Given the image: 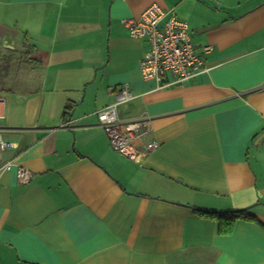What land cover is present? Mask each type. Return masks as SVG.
I'll return each instance as SVG.
<instances>
[{
	"label": "crops",
	"instance_id": "1",
	"mask_svg": "<svg viewBox=\"0 0 264 264\" xmlns=\"http://www.w3.org/2000/svg\"><path fill=\"white\" fill-rule=\"evenodd\" d=\"M153 3L213 46L181 85L141 72L125 21ZM126 84L119 118L159 144L139 159L97 116ZM0 99V264H264V0H0Z\"/></svg>",
	"mask_w": 264,
	"mask_h": 264
},
{
	"label": "built area",
	"instance_id": "2",
	"mask_svg": "<svg viewBox=\"0 0 264 264\" xmlns=\"http://www.w3.org/2000/svg\"><path fill=\"white\" fill-rule=\"evenodd\" d=\"M125 22L131 36L144 38L149 44L140 63L141 72L146 79H156L160 87L181 85L207 69L204 54L210 53L213 46L206 45L199 51L188 29L189 24L176 17L172 10L153 3L139 18L126 19ZM167 76H171L172 80H167ZM133 94L128 84L123 85L118 89L116 101L99 109L97 116L112 146L132 159H139L142 154L155 149L159 144L156 141H144V136L152 130L150 118L140 116L129 122L119 118L120 105L131 102L135 98ZM139 142L143 145L142 150ZM14 147L15 143L6 140L0 131V178L15 164V160L3 159V153ZM18 174L22 183L31 181L30 169L20 167Z\"/></svg>",
	"mask_w": 264,
	"mask_h": 264
},
{
	"label": "trees",
	"instance_id": "3",
	"mask_svg": "<svg viewBox=\"0 0 264 264\" xmlns=\"http://www.w3.org/2000/svg\"><path fill=\"white\" fill-rule=\"evenodd\" d=\"M202 216L213 218L219 223V231L223 233H230L234 229V225L239 218H253V214L249 212L248 208L239 211H215L195 208Z\"/></svg>",
	"mask_w": 264,
	"mask_h": 264
}]
</instances>
